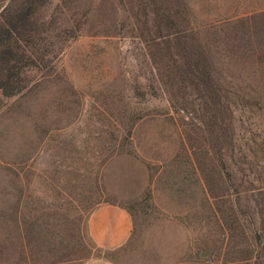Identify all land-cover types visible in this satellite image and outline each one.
<instances>
[{
  "label": "rangeland",
  "instance_id": "rangeland-1",
  "mask_svg": "<svg viewBox=\"0 0 264 264\" xmlns=\"http://www.w3.org/2000/svg\"><path fill=\"white\" fill-rule=\"evenodd\" d=\"M0 25L25 62L0 264L102 254L103 204L132 220L122 264H264V0H0Z\"/></svg>",
  "mask_w": 264,
  "mask_h": 264
},
{
  "label": "crops",
  "instance_id": "crops-1",
  "mask_svg": "<svg viewBox=\"0 0 264 264\" xmlns=\"http://www.w3.org/2000/svg\"><path fill=\"white\" fill-rule=\"evenodd\" d=\"M132 220L129 213L114 204H103L95 208L87 219V232L93 244L102 250L81 264H122L106 255L121 248L129 239Z\"/></svg>",
  "mask_w": 264,
  "mask_h": 264
},
{
  "label": "trees",
  "instance_id": "trees-1",
  "mask_svg": "<svg viewBox=\"0 0 264 264\" xmlns=\"http://www.w3.org/2000/svg\"><path fill=\"white\" fill-rule=\"evenodd\" d=\"M10 37L9 29L0 25V72H3L5 76V79L0 80V89L5 95H13L20 91L21 86L17 84L15 77L21 65L25 63L21 59L23 53L17 49V46L7 42V38Z\"/></svg>",
  "mask_w": 264,
  "mask_h": 264
}]
</instances>
